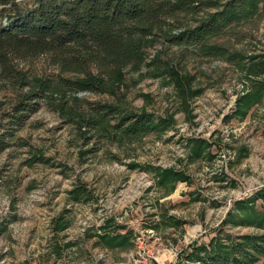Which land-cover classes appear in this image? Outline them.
I'll list each match as a JSON object with an SVG mask.
<instances>
[{"label":"rangeland","instance_id":"obj_1","mask_svg":"<svg viewBox=\"0 0 264 264\" xmlns=\"http://www.w3.org/2000/svg\"><path fill=\"white\" fill-rule=\"evenodd\" d=\"M16 2L20 11L34 6L33 0ZM215 12L208 8L188 22L196 25ZM5 13L9 21L18 19L12 10ZM206 47L217 54L160 42L148 51L150 65L127 70L124 83L111 92H75L55 83L38 111L16 126L15 139L0 156V264H134L133 258L177 264L190 245L209 244L222 228L234 237L261 233L222 223L236 201L264 189V98L244 117H232L237 101L264 80L247 70L251 57L264 55V0L255 16L210 38ZM172 68L178 74L174 80L166 72ZM19 69L56 81L84 73L65 70L50 55L21 61ZM86 70L97 74L99 68ZM35 86L30 83L23 92ZM19 94L0 78V124ZM62 105L74 110L72 117ZM104 105L148 112L156 120L173 116L175 124L134 137L86 123L81 128V119ZM114 117L111 125L121 119L118 113ZM194 138L212 144L200 158L191 157ZM242 148L248 156H241ZM37 156L45 162H36ZM154 168L183 171L189 180L171 190L170 184H159ZM80 185L94 196L89 202L72 200L70 192ZM256 207L263 209L264 202ZM109 220L116 223L112 231L131 233L130 248L99 243ZM151 229L155 236L146 233ZM142 241L151 255L137 253ZM257 264H264V255Z\"/></svg>","mask_w":264,"mask_h":264},{"label":"trees","instance_id":"obj_2","mask_svg":"<svg viewBox=\"0 0 264 264\" xmlns=\"http://www.w3.org/2000/svg\"><path fill=\"white\" fill-rule=\"evenodd\" d=\"M31 9L20 11L16 0H0V78L19 89L18 99L0 124V156L8 150L15 139L16 126H21L35 114L56 84L69 91L111 92L122 85L127 70L138 72L147 64L148 51L160 42L172 46L199 47L209 54H217L207 48L206 42L233 24L255 16L262 0H229L225 4L217 0H33ZM208 8L216 12L208 19L191 26L188 18L196 17ZM16 12L18 19L9 21L5 12ZM2 19L9 25L2 27ZM50 55L54 63L67 71L83 70L79 79H36L19 69L21 61ZM248 73L264 75V55L251 57ZM91 66L99 68L97 74L87 71ZM173 80L178 77L174 68L166 71ZM182 79V78H181ZM30 83L36 86L23 92ZM181 83V82H180ZM179 83V84H180ZM256 91L237 101L233 116L244 117L247 109L264 98V80L257 82ZM182 92H186L185 89ZM73 99L78 100L77 97ZM66 107V106H65ZM62 111L69 117L72 108ZM96 113L84 123L104 132L122 131L124 137H134L151 132H165L174 125L173 116L155 119L148 112L136 114L126 112L114 105L100 106ZM119 123L111 125L109 117ZM113 116V117H112ZM230 120V116L227 117ZM191 157L200 158L204 149L210 148L206 139H191ZM205 149V150H206ZM242 157L248 156L247 148L240 149ZM36 162H45V157H35ZM159 184H170L174 190L176 182H188L183 171L172 168H154ZM76 203L89 202L94 198L85 186H77L70 192ZM264 202V189L253 197L236 201L223 225L231 228L255 227L260 234H244L239 237L227 235L222 228L209 244H192L182 253L177 264H257L264 255V208L259 210L256 202ZM173 221V220H171ZM62 223V221H61ZM114 221L109 220L98 235L99 243L108 249L127 250L133 243L131 233L112 231ZM176 225H178L176 223ZM123 227L115 229L120 230Z\"/></svg>","mask_w":264,"mask_h":264},{"label":"built area","instance_id":"obj_3","mask_svg":"<svg viewBox=\"0 0 264 264\" xmlns=\"http://www.w3.org/2000/svg\"><path fill=\"white\" fill-rule=\"evenodd\" d=\"M8 25H9V21H8L7 19L4 20V21H3V26H4V27H7ZM146 233L149 234L150 236H153V235L155 236V232H154V230H152V229L149 230V231H146ZM141 235H142L143 237H145L143 233H142ZM143 237H142V238H143ZM142 238H140V239H142ZM144 240H145V239H144ZM143 243H144L143 241H142V243H140V246H139L140 249L138 250L137 253L140 254L139 256H142L143 254H144V255H151V252H147V253H145V251H144L145 249L143 248V245H144ZM139 256L137 255V257H139ZM133 261H134V264H149V260H144V262H143V261L139 260L138 258H136V259L133 258Z\"/></svg>","mask_w":264,"mask_h":264}]
</instances>
